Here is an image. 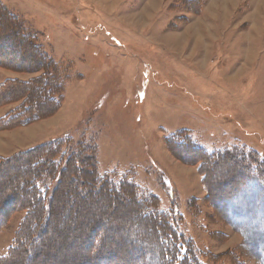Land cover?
Instances as JSON below:
<instances>
[{
    "label": "rangeland",
    "instance_id": "1",
    "mask_svg": "<svg viewBox=\"0 0 264 264\" xmlns=\"http://www.w3.org/2000/svg\"><path fill=\"white\" fill-rule=\"evenodd\" d=\"M1 1L36 35L65 84L57 109L0 129V160L64 136L70 147L92 143L101 173L128 176L176 212L204 264H264V172L239 158L264 162V0ZM10 30H0L4 49L27 65L33 49ZM4 69L0 84L42 73L6 68L8 77ZM42 102L50 107L47 96L37 111ZM21 103L3 105L0 118ZM193 142L214 156L204 163ZM30 167L23 160L0 169L1 199L20 189ZM86 168L63 177L55 224L44 230L40 210L28 225L37 239L5 264H81L92 254L90 226L105 230L107 249L119 251L112 264H160L155 223L129 191L96 192ZM26 214L15 211L0 231V256Z\"/></svg>",
    "mask_w": 264,
    "mask_h": 264
},
{
    "label": "trees",
    "instance_id": "2",
    "mask_svg": "<svg viewBox=\"0 0 264 264\" xmlns=\"http://www.w3.org/2000/svg\"><path fill=\"white\" fill-rule=\"evenodd\" d=\"M188 1L192 2V0ZM8 27H11L9 35L20 37L21 42H25L28 47L33 49V52L30 55L31 62L27 65L14 64L11 58L8 57V54H12V51L10 48L4 49L5 44L1 42L3 36L0 35V67L19 71H42V73L28 80L8 78L0 84V107L22 99V103L19 106H16L0 118V129L26 125L57 109L61 101L55 95L57 91L63 89L65 84V82L62 83L60 79L56 78L54 70H56L57 63L38 44L36 35L24 30L15 15L0 0V30ZM39 86L44 87L47 93H41V96L36 97L37 87ZM47 96L49 101H51L50 107L43 106L44 102H42L43 109L37 111V108L40 107L38 102L40 100L44 101ZM179 138L180 136L176 135L172 140H179ZM70 142L69 136L60 137L0 160V169L23 160H25V163L31 164L28 169V179L23 182L20 189L19 187L13 188L8 194L4 195L3 199L0 198V231L3 230L15 211L19 209L27 210V214L20 224L10 248L4 255L0 256V264H5L15 255L19 256L18 252L23 251L25 253L27 250L25 244L32 237L36 238L35 232H32L28 225L33 221H37L38 217L36 214H39L40 210L41 212L43 211L41 224L44 230L48 225L55 224L52 204L56 199L55 195L64 184L63 177L69 172L74 174L77 171L80 174H84L87 171L86 167H91L94 173L93 178L88 179V181L96 185V192L116 190L119 193H123L124 191H129L142 211L144 220H151L155 223V236L160 241V264H204L200 258L201 253L197 251L195 242L179 230L177 214L174 210L166 211L160 208L158 197L141 191L132 179L127 178L128 176L121 180L110 176L111 174L101 173L98 167L96 145L82 143L80 146L70 147ZM193 144V150L191 149V151L199 155L201 157L199 158L204 163H207L214 156V153L198 146L194 142ZM228 153L229 151L222 154L225 157L229 155ZM239 158L247 164L253 163V166L255 165L258 170L260 169L262 173L264 172V162L259 161L258 163L253 154L247 156L240 154ZM15 187L17 186L15 185ZM28 189H31L33 195H27L26 190ZM80 189L83 188H76L77 191ZM143 209H145V212ZM95 227L97 226H90L86 229L85 249H92V254L85 257L81 264H112L114 259L121 257L119 251L107 249L108 245L105 239L109 237V234L105 230H99ZM38 248L40 250L41 246ZM105 249L108 251L103 252ZM138 257L140 259L139 255ZM139 261L144 264L143 259Z\"/></svg>",
    "mask_w": 264,
    "mask_h": 264
},
{
    "label": "crops",
    "instance_id": "3",
    "mask_svg": "<svg viewBox=\"0 0 264 264\" xmlns=\"http://www.w3.org/2000/svg\"><path fill=\"white\" fill-rule=\"evenodd\" d=\"M0 68H4V67H0ZM4 70H6V68L4 69ZM7 71V73H8V77H12L13 75H11V74H9L11 71H10V69L9 70H6ZM13 71V70H12ZM7 78V77H6ZM2 108H4L3 106H1L0 107V110L2 109Z\"/></svg>",
    "mask_w": 264,
    "mask_h": 264
},
{
    "label": "clouds",
    "instance_id": "4",
    "mask_svg": "<svg viewBox=\"0 0 264 264\" xmlns=\"http://www.w3.org/2000/svg\"><path fill=\"white\" fill-rule=\"evenodd\" d=\"M242 235H244L243 233H242ZM246 238V237H245Z\"/></svg>",
    "mask_w": 264,
    "mask_h": 264
},
{
    "label": "bare ground",
    "instance_id": "5",
    "mask_svg": "<svg viewBox=\"0 0 264 264\" xmlns=\"http://www.w3.org/2000/svg\"><path fill=\"white\" fill-rule=\"evenodd\" d=\"M215 16V15H214ZM242 64V63H241Z\"/></svg>",
    "mask_w": 264,
    "mask_h": 264
}]
</instances>
